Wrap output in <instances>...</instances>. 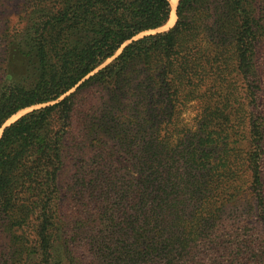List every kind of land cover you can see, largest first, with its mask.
<instances>
[{
    "label": "trees",
    "instance_id": "obj_1",
    "mask_svg": "<svg viewBox=\"0 0 264 264\" xmlns=\"http://www.w3.org/2000/svg\"><path fill=\"white\" fill-rule=\"evenodd\" d=\"M23 11V22L7 39L23 64L16 79L0 87V264L53 257L51 249L63 239L58 218L66 201L101 193L95 188L109 172L96 163L115 155L102 140L119 132V118L145 124L131 134L128 127L119 140L142 168L140 186L149 190L136 201L178 210L181 196L167 191L171 175L157 170L164 165L158 151L168 150L162 125L171 122L177 102L197 93L220 63L217 56L240 71L250 96L257 98L260 90L255 59L264 36V0H179L175 24L162 31L172 13L170 0H29ZM210 117L212 130L198 140L204 145L200 162L214 155L219 128L228 120L210 107L202 131ZM259 121L250 120L248 161L260 197ZM138 136L144 145L135 149ZM90 154L92 166L85 170ZM67 174L71 185L63 192Z\"/></svg>",
    "mask_w": 264,
    "mask_h": 264
},
{
    "label": "rangeland",
    "instance_id": "obj_2",
    "mask_svg": "<svg viewBox=\"0 0 264 264\" xmlns=\"http://www.w3.org/2000/svg\"><path fill=\"white\" fill-rule=\"evenodd\" d=\"M28 2L0 0V87L7 79H16L23 64L18 51L7 47V39L23 22ZM217 58L220 63L212 66L197 93L181 97L171 122L162 125L160 136L168 140H164L168 150L158 151L164 165L157 170L171 175L166 179L167 191L181 196L175 201L179 209L162 211L158 202L153 209L152 202L145 206L136 201V195L149 190L140 186L142 168L120 147L119 140L126 138L128 127L131 134L143 130L145 124L135 125L136 118H119V132L102 140L115 149V155L96 163L102 172H109L95 188L101 193L86 198L74 195L76 198L66 201L58 218L64 226L63 239L51 249L52 258L41 261L36 256L31 264H264V151L260 197L252 188L248 161L253 148L250 120L257 118L264 125V36L257 44L255 59L260 85L257 98L250 96L244 76L233 63L223 64L225 56ZM210 107L220 109L228 120L219 128L222 137L217 140L219 146H214V155L200 162L204 145L198 140L214 123L210 117L209 127L202 131ZM33 108L22 110L7 124ZM154 137L159 147V139ZM136 145L135 149L144 145L139 136ZM91 154L85 170L91 169ZM75 170L73 166L70 173ZM63 180L66 192L71 185L69 174Z\"/></svg>",
    "mask_w": 264,
    "mask_h": 264
},
{
    "label": "bare ground",
    "instance_id": "obj_3",
    "mask_svg": "<svg viewBox=\"0 0 264 264\" xmlns=\"http://www.w3.org/2000/svg\"><path fill=\"white\" fill-rule=\"evenodd\" d=\"M170 1H172V6H173V11H172V13H171V16H170V19H169V21H168V23L165 25V26H169V25H172L173 24V22H174V20H175V7H176V3H177V1L178 0H170ZM164 26V27H165ZM163 27V28H164ZM162 28V29H163Z\"/></svg>",
    "mask_w": 264,
    "mask_h": 264
},
{
    "label": "water",
    "instance_id": "obj_4",
    "mask_svg": "<svg viewBox=\"0 0 264 264\" xmlns=\"http://www.w3.org/2000/svg\"><path fill=\"white\" fill-rule=\"evenodd\" d=\"M178 2H179V0L177 1V3H176V7H175V15H176V19H177V13H176V10H177V6H178ZM171 5H172V1H171ZM172 11H173V6H172ZM175 22H176V20H175ZM175 22H174V24H175ZM173 24V25H174ZM160 31V30H159ZM0 134H1V131H0Z\"/></svg>",
    "mask_w": 264,
    "mask_h": 264
}]
</instances>
